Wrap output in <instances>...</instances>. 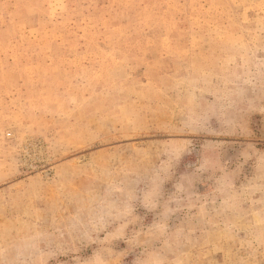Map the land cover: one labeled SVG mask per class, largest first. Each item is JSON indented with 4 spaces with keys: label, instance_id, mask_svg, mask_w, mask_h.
<instances>
[{
    "label": "rangeland",
    "instance_id": "1",
    "mask_svg": "<svg viewBox=\"0 0 264 264\" xmlns=\"http://www.w3.org/2000/svg\"><path fill=\"white\" fill-rule=\"evenodd\" d=\"M0 264H264V0H0Z\"/></svg>",
    "mask_w": 264,
    "mask_h": 264
}]
</instances>
